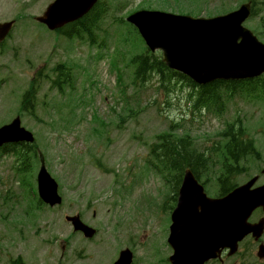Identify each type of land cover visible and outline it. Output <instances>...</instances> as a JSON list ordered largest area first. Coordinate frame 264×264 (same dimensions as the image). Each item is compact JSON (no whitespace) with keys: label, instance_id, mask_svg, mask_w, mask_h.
I'll list each match as a JSON object with an SVG mask.
<instances>
[{"label":"rangeland","instance_id":"374dc122","mask_svg":"<svg viewBox=\"0 0 264 264\" xmlns=\"http://www.w3.org/2000/svg\"><path fill=\"white\" fill-rule=\"evenodd\" d=\"M28 1L0 0V22L13 20L18 17V13L23 12L21 13L23 14L22 17L29 16L28 21L32 23L31 18L40 16L54 0ZM183 1L180 0L178 6L173 0H171L172 3L163 2V0H115L112 3L125 5L121 13L123 17H127L129 12L139 10L142 7H151V9H154L153 11L178 15V12L170 10H176L181 5H189ZM108 2L109 0L105 3ZM239 2L240 0H234L232 8L237 10L240 6ZM144 3L151 5L145 6ZM220 7L219 0L211 2L210 7H207L208 9L202 13L201 17L208 18L209 15H218ZM162 9L166 11H162ZM195 11H198V9L196 8ZM261 11H264V9L262 8ZM18 21L21 23L25 20L19 19ZM258 22V20H254L249 23L248 27L250 29L255 28ZM26 24L28 22L23 23L21 28L15 31L9 48L5 49V54L3 53L4 50H0V127L16 115L18 104L25 90L30 87V81L34 77L49 71L50 76L53 78L52 70L53 67L58 66L56 65L58 60L59 63H62L73 57L71 53L61 57L60 52L57 55L56 51H53V58L47 66H44L48 49L39 46L40 38L45 37L53 41L54 44L59 42V47L64 44V41L61 37L50 34L44 27L41 28L42 26L36 24H31L30 28L23 29ZM96 34L97 37L105 40L106 48L104 52L97 50L94 53L95 55L90 57L93 53L90 51L91 54L88 55V41L87 43L77 42L79 45H85L80 49H77L74 45L71 47L79 59L66 63L65 67L66 70H83L87 72L89 91L92 88L103 89V94L102 92L92 93L90 98L91 107L88 110L84 111L82 107H78L81 110L79 113V117L82 118L79 122L81 124L73 131L60 129L58 126H56L57 129L56 127L51 128L52 121L61 124V116L58 115L59 110H61L64 117L70 109L64 105L57 106L56 101L62 100L61 98L64 97H60L56 91L52 90L49 81H44L40 89L34 116H26L22 123L24 128L36 137L39 151L46 158L48 170L60 182L59 193L63 197V205L55 211H39V214L43 217L38 222L36 221L37 224L35 219L31 223L27 220L26 223L23 210L26 208L25 204L27 202L23 197L24 191L20 184L21 178L15 175V158L12 155L7 156L0 162V196L7 194L12 202L9 210L10 208L13 209L12 218L7 224H4L1 217L6 212L0 207V264H10L9 260L17 256L25 257L24 255L27 256L29 264H55L58 257L56 258L54 252L58 244L72 234V229L65 222L66 215L82 214L86 221L99 230L106 229L103 228V218L108 210L116 215H120L122 212L129 213L131 215L127 216L128 221L135 222L137 216L132 215V205L140 201L143 191L151 195L153 208L151 210L150 199L144 198L142 204L147 205L136 207L137 211L144 208L156 214L149 221H144L142 232L141 225H133L132 227L135 233L141 232V236L148 241L144 248L146 251L158 249L162 255H164V250L169 251L168 236L170 215L174 207L173 193L153 172H147L144 162L149 153V146L156 142V136L170 130L172 121L176 124L175 127H179L176 130L178 136L187 133L200 148H206L218 143L219 134L224 130L226 123L235 121L236 117L240 116L248 133L256 141L257 150L261 153L260 163L256 160H250L247 164L248 173L253 176L258 175L261 169L264 168V147L262 145L264 140V104H258L257 102L254 104L253 100L243 95L224 101L225 110L221 117L207 112L200 115L197 113L192 114V105L187 104L191 91L180 86L176 90L177 93L171 96L170 105H167L155 91L154 87L157 85H155V77L150 81L151 87L148 92L138 89L134 93V88L130 87L131 72L126 67L131 50L124 45L116 29L110 24H102L100 33L97 31ZM47 46L49 47V44ZM90 49H93V47ZM112 55L116 57L118 67L125 75L124 85L128 89L125 96L119 94L124 87H118L117 75L115 71H111ZM24 57L27 62L26 66H24ZM101 63L103 64L100 66ZM38 66L40 67L37 68ZM34 68L35 70L28 71ZM10 76L12 79L7 83ZM83 82L81 75L76 74L73 82L74 87L79 88ZM67 92L69 93V91ZM86 94L83 93L84 96ZM223 97L227 98V94L224 93ZM45 98L51 101L50 115H48L44 106V104H49ZM43 99H45V103L41 102ZM83 99L86 100V97ZM78 100L77 97H73L68 103L74 108ZM157 106L167 118L164 119L159 115ZM91 108L93 111L90 110ZM130 110L134 112L133 119L128 118ZM93 112H97L106 124V127H103V130L100 131L101 135H98V131L94 130L98 128L97 125L94 122L90 123V119L94 115ZM120 116L126 121L125 124L118 123L117 118ZM168 118L169 120H167ZM98 163L101 164L102 168L98 167ZM37 169L38 167L35 171ZM143 171L146 173L147 178L146 189H135L131 193L128 185L123 183L120 186L118 184V181L127 177L132 182L131 184H134L137 188L141 178L134 176L130 178V175L131 173H137L138 175ZM247 176L242 175L240 180H246ZM118 186L120 187L115 193ZM27 191L30 198L35 197L33 188H28ZM116 194L120 197V200L116 197ZM125 199H127L125 203H122L121 201ZM14 202L20 203L19 209ZM0 203H2V200H0ZM94 212L98 215L96 220L92 219ZM20 215L22 218L18 219ZM121 236L122 234H120ZM101 239L102 236L97 237L93 243H87L79 237H75L72 241V250L76 254V262L94 264V259L100 254L98 244ZM37 250L38 254H36ZM136 251L142 256L141 246H137ZM35 254L36 257H34ZM114 255V251L109 252L106 262H110ZM77 256H80V258H77ZM31 257L33 260H29ZM244 261L251 264L257 262L255 257H249ZM157 264H160V262Z\"/></svg>","mask_w":264,"mask_h":264},{"label":"water","instance_id":"95a60500","mask_svg":"<svg viewBox=\"0 0 264 264\" xmlns=\"http://www.w3.org/2000/svg\"><path fill=\"white\" fill-rule=\"evenodd\" d=\"M98 1L57 0L39 21L52 30L58 29L85 16ZM250 15L249 4L230 15L208 20L142 12L128 21L139 29L152 51L163 52V62L169 68L205 85L218 80H245L264 73V46L243 27ZM9 28L7 25L1 29L5 32ZM9 140L32 142L33 138L14 123L0 131V145ZM256 181L229 198L214 202L206 198L188 171L173 215V264H204L223 247L236 248L252 232L247 224L251 213L264 206V188L251 191ZM39 191L51 206L61 203L57 185L44 166L39 175ZM69 220L76 230L84 229L78 218ZM89 232L87 236L93 234Z\"/></svg>","mask_w":264,"mask_h":264},{"label":"trees","instance_id":"16d2710c","mask_svg":"<svg viewBox=\"0 0 264 264\" xmlns=\"http://www.w3.org/2000/svg\"><path fill=\"white\" fill-rule=\"evenodd\" d=\"M251 1L254 3V5L258 3L257 0ZM231 6V3H225L221 6L220 10L221 12L226 13L231 10ZM179 10H181L180 12H185V9L182 7L179 8ZM253 13L254 16H256V8H254ZM190 14H194V11H192ZM92 15L83 22L79 23L77 28H79L80 25H83L85 21L86 23L87 21H90ZM255 32L261 38H264L263 26L260 25V27H256ZM122 38H127L129 41L132 36L128 32L127 34L122 35ZM132 65L136 67L135 83H143L148 81L153 75L163 77L168 76L170 78L176 76L174 73L166 71L161 59L156 55L145 54L142 57H137ZM214 86L215 85H211L210 87L205 88L204 92L207 89L209 91V88H213ZM198 103H201V99L196 102V104ZM244 137H246V133L242 129L236 128L235 125H232L227 129L226 140L229 141V146H227L229 154L224 156H222V153L218 154V157L222 159L223 162L226 160V167H234L235 164L239 165V162H241L244 157L250 155L254 150L252 140H245ZM241 148H243L245 152L240 151ZM153 154L155 159L159 162V166L162 168L161 174H166V176L175 177L180 175L183 169L186 167L192 168L194 170L205 168L208 167L209 162V159L205 154H199L195 150L188 138L178 139L176 137L165 136L162 140V144L155 148Z\"/></svg>","mask_w":264,"mask_h":264},{"label":"flooded vegetation","instance_id":"af4514ba","mask_svg":"<svg viewBox=\"0 0 264 264\" xmlns=\"http://www.w3.org/2000/svg\"><path fill=\"white\" fill-rule=\"evenodd\" d=\"M222 184L221 183H218V186H221ZM103 242H105V239H103ZM228 251L226 250L225 253H227ZM16 264H22L21 262H17ZM103 264V263H102Z\"/></svg>","mask_w":264,"mask_h":264}]
</instances>
